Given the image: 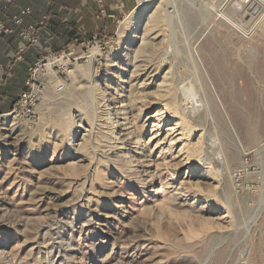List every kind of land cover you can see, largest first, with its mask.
<instances>
[{
	"label": "rangeland",
	"instance_id": "obj_1",
	"mask_svg": "<svg viewBox=\"0 0 264 264\" xmlns=\"http://www.w3.org/2000/svg\"><path fill=\"white\" fill-rule=\"evenodd\" d=\"M139 1L42 63L32 116L0 114V264H264V30Z\"/></svg>",
	"mask_w": 264,
	"mask_h": 264
},
{
	"label": "crops",
	"instance_id": "obj_2",
	"mask_svg": "<svg viewBox=\"0 0 264 264\" xmlns=\"http://www.w3.org/2000/svg\"><path fill=\"white\" fill-rule=\"evenodd\" d=\"M135 4L136 0H15V7H30L33 10L32 16L24 18V27L36 24L42 15H47L49 22L40 31V46L37 49L30 48L25 63L16 67L14 79L2 87L0 112L9 111L28 67L35 64L39 55L60 53L66 48H74L76 43L114 35L120 19L131 13ZM2 12L0 4V17L4 16ZM5 22L13 25L9 16ZM21 44L17 36L0 37L2 62L6 63L12 58ZM4 92H7V98H3Z\"/></svg>",
	"mask_w": 264,
	"mask_h": 264
},
{
	"label": "built area",
	"instance_id": "obj_3",
	"mask_svg": "<svg viewBox=\"0 0 264 264\" xmlns=\"http://www.w3.org/2000/svg\"><path fill=\"white\" fill-rule=\"evenodd\" d=\"M233 3V8L238 14L237 21L246 29L253 30H264V0H227ZM2 5V15L0 17V37H11L17 36L21 40V46H19L12 58H10L6 63L2 62V57L0 56V95L2 87L7 83L12 81L15 77L16 67L20 64H24L26 61V56L29 53L30 48L37 49L40 46V31L47 26L49 22V17L47 15H42L36 24H32L28 27H24V18L30 17L33 14V10L30 7L17 8L15 7V0H0ZM10 9H13V11ZM10 13V14H9ZM9 14V15H8ZM10 17L13 25H7L5 19ZM20 27V29H17ZM93 40L85 42L92 43ZM63 54L47 53L39 55L35 64L28 67L27 75L25 76L18 97L14 99L12 104V109L9 113L2 114L4 116H20L24 115L26 117L32 116L34 110L42 98L47 85L38 80V75L40 71L43 70L45 66L42 63L48 62L49 59H53L59 62L64 57ZM68 58V57H67ZM56 93H61L64 90V85L59 83L54 86Z\"/></svg>",
	"mask_w": 264,
	"mask_h": 264
},
{
	"label": "bare ground",
	"instance_id": "obj_4",
	"mask_svg": "<svg viewBox=\"0 0 264 264\" xmlns=\"http://www.w3.org/2000/svg\"><path fill=\"white\" fill-rule=\"evenodd\" d=\"M216 2H218L217 0H216ZM221 2H222V0H221ZM227 3V2H226ZM144 4H145V0H140L139 1V7H142V6H144ZM144 8H145V6H144ZM217 9V8H216ZM215 9V10H216ZM219 12V11H218ZM228 16V15H227ZM235 26H237L238 28L240 27V28H243L244 29V27L242 26V25H240V24H237V25H235ZM241 30V29H240ZM168 52V51H167ZM64 58H66V59H64L65 61V63L66 62H68V58L67 57H64ZM66 65V64H65ZM161 65V64H160ZM161 68V67H160ZM171 76H173V75H171ZM172 78V77H171ZM173 79H174V76H173ZM177 81H178V78H177ZM176 82V81H175ZM173 85V84H172ZM196 96H194L193 98H190V99H192V101H191V105H192V108H193V110L195 111V110H197L199 107H201V105H200V101H199V99L198 98H196V99H194ZM156 100V99H155ZM157 101H159V103H164L163 105V107L164 108H162L161 110H160V115L162 116V117H160L161 118V121L162 122H165L166 120L167 121H170V120H174V119H179L177 122H176V124H175V126H174V130H177V129H179L178 131H180V136H181V142L182 143H185L184 144V146L185 147H187V144H188V142H189V140H190V137H191V135L193 134V132H194V130H192V129H188L187 127H186V121H185V117H183V116H180L178 113V111H173L171 108H170V106L163 100V98L161 99V98H159V99H157ZM188 103H189V100H188ZM190 104V103H189ZM188 108V107H187ZM178 112V113H177ZM186 112V111H185ZM14 118H16L15 116H13ZM94 127V126H93ZM200 140H201V138H200ZM190 167L191 168H194V165L192 164V163H190ZM207 170V169H206ZM213 176V175H212ZM218 186V185H217Z\"/></svg>",
	"mask_w": 264,
	"mask_h": 264
},
{
	"label": "trees",
	"instance_id": "obj_5",
	"mask_svg": "<svg viewBox=\"0 0 264 264\" xmlns=\"http://www.w3.org/2000/svg\"><path fill=\"white\" fill-rule=\"evenodd\" d=\"M18 93H19V92L17 91V95H16L15 99L18 97ZM7 97H8L7 92H4V96H3V98H7ZM3 98H2V100H3ZM11 109H12V105L9 106V111H7V112H0V114L9 113V112L11 111Z\"/></svg>",
	"mask_w": 264,
	"mask_h": 264
}]
</instances>
